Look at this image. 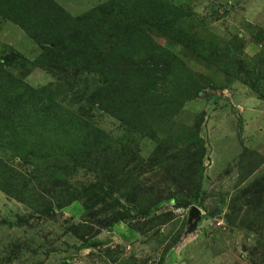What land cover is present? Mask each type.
<instances>
[{
    "label": "rangeland",
    "instance_id": "1",
    "mask_svg": "<svg viewBox=\"0 0 264 264\" xmlns=\"http://www.w3.org/2000/svg\"><path fill=\"white\" fill-rule=\"evenodd\" d=\"M51 1L91 33L86 47L42 50L0 16V85L30 90L19 127L46 115L50 134L70 136L65 147L51 138L49 153L39 136L23 134L20 152L11 131L0 138V264H264V0H162L188 11L174 28L195 42L150 36L205 84L158 128L112 116L106 55L132 18L108 0ZM225 50L246 76L225 78L222 63L198 58ZM198 122L200 192L177 207L174 197L189 196L182 181L197 148L179 132ZM244 149L260 163L240 182Z\"/></svg>",
    "mask_w": 264,
    "mask_h": 264
},
{
    "label": "trees",
    "instance_id": "2",
    "mask_svg": "<svg viewBox=\"0 0 264 264\" xmlns=\"http://www.w3.org/2000/svg\"><path fill=\"white\" fill-rule=\"evenodd\" d=\"M108 3L119 13L123 11L122 14L135 19V22L125 19L121 27H117V35L106 55L105 79L108 80L107 87L112 92V116L126 124L133 122L132 124L144 128L169 125L170 118L179 111L182 103L199 95L202 84L205 83L202 79L196 80L172 53L156 45L149 33L159 32L161 36L184 44L189 39L190 42H195L174 28V20L178 16L188 14V11L182 12L180 8L162 0H108ZM0 16L16 24L42 50L56 51L71 44L82 49L86 47V41L91 40V33L84 35L80 22L67 16L51 0H0ZM115 22L117 24V19ZM198 56L208 64L214 61L222 63L220 71L225 78L236 79L238 74L247 75V68L237 62L236 57L230 55L227 50L220 53V56H217L215 51H207V55L205 53ZM118 64H121L119 68L123 74H116L114 77L113 72L119 71L116 70ZM239 80L253 90L254 85H249L252 77ZM24 91L30 90L18 82L0 85V138H5L4 131H11L18 152L24 148L23 134L27 140L33 136L41 137L38 146L47 153L52 151L45 146L51 138L56 143L66 145L70 136L60 137L56 130L54 134H50L53 123L46 115H34L25 127H19V103ZM199 123L179 132L184 142L197 148L193 154L195 161L189 162L190 169L193 163L192 175L182 181L189 196L181 197L179 194L174 197L173 202L177 207H187L200 192L203 171L201 160L205 151L197 137ZM18 129L21 130L17 131ZM161 134L165 135L163 132ZM243 153L239 164L240 168H245L246 173L240 178V182H243L260 163L252 161L253 155L256 156L254 152L244 149ZM257 204H262L264 210V195L263 200H259ZM260 215V219L263 217L264 221V211L259 213Z\"/></svg>",
    "mask_w": 264,
    "mask_h": 264
},
{
    "label": "water",
    "instance_id": "3",
    "mask_svg": "<svg viewBox=\"0 0 264 264\" xmlns=\"http://www.w3.org/2000/svg\"><path fill=\"white\" fill-rule=\"evenodd\" d=\"M189 218L198 219V212L194 207L190 208Z\"/></svg>",
    "mask_w": 264,
    "mask_h": 264
}]
</instances>
